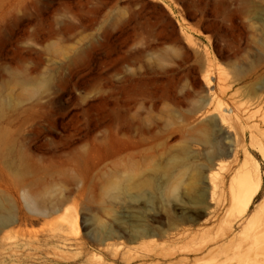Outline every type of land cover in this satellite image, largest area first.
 <instances>
[{"label":"rangeland","instance_id":"rangeland-1","mask_svg":"<svg viewBox=\"0 0 264 264\" xmlns=\"http://www.w3.org/2000/svg\"><path fill=\"white\" fill-rule=\"evenodd\" d=\"M205 128L222 144L239 137L238 163L223 155L209 174ZM244 161L262 176L253 210L264 200V0H0V212L12 216L0 264H96L99 247L110 262L97 240L109 226L107 242L138 247L132 226L170 236L183 207L196 219L179 228L213 234L223 213L200 224L191 186L217 185L221 202Z\"/></svg>","mask_w":264,"mask_h":264},{"label":"bare ground","instance_id":"bare-ground-1","mask_svg":"<svg viewBox=\"0 0 264 264\" xmlns=\"http://www.w3.org/2000/svg\"><path fill=\"white\" fill-rule=\"evenodd\" d=\"M218 116L222 123L227 117L225 114L219 113ZM201 133V141L204 144L210 145L212 148V152L209 155V159L212 161L209 168L210 175L215 165L217 163L219 165V161L217 162L216 159H222L220 157L224 158L223 155L230 154L232 156V161H238V149L241 146L237 148L236 140L239 139V137L237 138L236 134H225V143L222 144L208 128L202 129ZM246 161L243 162L241 169L235 170L231 178H229V184L225 187L228 197L222 200L223 202L217 199L215 202L214 194L216 195V193L214 190L218 188L216 187L217 185L210 184L211 188L206 185V187L204 186L205 190H200L195 186L197 182L196 179L191 186L192 190L189 194L190 202L200 206V212L204 215L206 214V218H204L200 224H206L210 222L212 218L220 217L221 212L223 213L222 217H220L222 223H220L216 232L211 234L210 232L213 228H209V230L206 225H203V228L201 227L202 229L199 230V232L196 231V233L189 227L181 226L182 228H179L180 223L192 222L196 219L193 214L188 213L189 209L186 210L184 207L181 208L180 214H177V217L174 215L171 216L170 228L176 230L172 232L171 229L170 232L172 233H170V236L168 230L165 229L159 232L147 224H135L132 226L133 233L130 236V240L131 242L139 241L141 246L138 247L136 244L135 246H126L122 244L117 246L115 242H107V239H110L116 233L114 225H111L106 230L104 237L97 238V240H99L101 244L105 243L104 248H106L107 252L109 250L112 251L111 253L113 255L108 256L112 261H105V258H103L106 257L105 252L103 248L99 247L94 257L95 263L116 264L117 261H121L132 264L136 259H147L150 260V262L141 264H264V198L262 199L263 202L257 204L253 210L250 209L252 198L256 196L261 188L262 176L255 164L252 166L247 165ZM223 162L220 163L222 164ZM224 164L225 162L223 165ZM230 168L231 167H229V170ZM198 174L200 178L203 172L199 170ZM221 178L223 179V176H221ZM200 181L201 180L198 182ZM214 187L216 188L214 189ZM221 189H219V191H221ZM218 193L219 192H217V194ZM137 195L138 194H134L131 195V197H137ZM178 195L177 189L174 188L172 190V196L178 199ZM165 196L168 198L170 195L165 194ZM218 199L220 200L221 197H218ZM11 218L10 212H0V230L11 221ZM116 220H118V217H116ZM215 223L217 222L215 221ZM215 223L211 225H215ZM156 237H167L166 240L172 238L173 242H171V244H168L167 241L159 243ZM144 238L149 240H144ZM174 242H182L183 244H176L175 246V244H173ZM145 243H147V247H144ZM187 254H194L195 256L190 257L187 256Z\"/></svg>","mask_w":264,"mask_h":264}]
</instances>
